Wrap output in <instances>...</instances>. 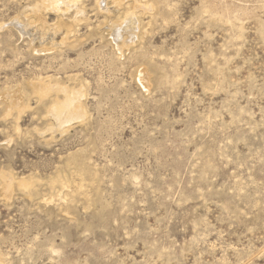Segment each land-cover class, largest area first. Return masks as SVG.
<instances>
[{
	"label": "rangeland",
	"instance_id": "rangeland-1",
	"mask_svg": "<svg viewBox=\"0 0 264 264\" xmlns=\"http://www.w3.org/2000/svg\"><path fill=\"white\" fill-rule=\"evenodd\" d=\"M111 1L0 0V264H264V0Z\"/></svg>",
	"mask_w": 264,
	"mask_h": 264
},
{
	"label": "bare ground",
	"instance_id": "bare-ground-1",
	"mask_svg": "<svg viewBox=\"0 0 264 264\" xmlns=\"http://www.w3.org/2000/svg\"><path fill=\"white\" fill-rule=\"evenodd\" d=\"M77 1L78 0H39V2H37L32 8H33V11H35L40 6H42V7H48L49 9H52L54 11H59L61 9L62 5L65 8H69V7L75 6ZM121 1L122 0H112L111 2L116 3L118 6V5H121ZM98 3H99V1H98ZM80 6H79V8H82ZM65 8H64V10H65ZM79 8L76 7V9H75L77 14L83 12V10H81ZM100 8H101V6H100ZM101 9L108 10L106 5H104L103 8H101ZM84 11H85V8H84ZM126 14L127 15H126L125 21H123L124 23L123 22L120 23L119 20H118L119 23L118 22L113 23V27L115 26V29L113 28L112 30H113V37L115 40L118 39V37L122 38V34H121L122 30H125L126 32L132 34L131 33L132 29H134V28H136V26H138L137 21H139L140 19L136 20L133 12H131L129 14L126 13ZM74 22H75V20H74ZM122 40H123L122 44H125L126 39H122ZM50 79H55V78L46 77V78L40 79V80H49L48 81L49 86L46 87V89L44 90L42 88V87H44L43 83H41L42 86L38 87V89L35 90V92L39 96L46 95L50 90H54L57 93V95L59 93L61 94V95L59 94L61 96L60 98H59V96L58 97L56 96L50 102L49 106L47 107L46 112H47V115H49L50 117H52V119H54L55 127L57 129L63 130L65 125H67L69 122H71L74 118H79L80 116H83V117L85 116V111H83V105H82V97L85 96V94H84L83 90L80 91L82 89V85L79 89H75V88H70L67 85H64L62 82H59L58 80L52 81ZM83 117H82V119H83ZM49 129H51V125L49 126ZM71 156H72L71 158H73L74 155H71ZM6 175L7 174L5 172H0L1 177H5ZM30 178L32 179L33 177L30 176L29 178H20L18 180L17 184L19 186H21L22 188H25L27 191H29L30 190L29 182L31 181ZM63 180L64 179L61 177L58 170H57V173H55L54 175H51L49 177V182L51 184L60 183L61 185H64L65 182ZM51 189L55 191V192H52L51 196L56 195L58 198H63V195H61V191L55 190L54 187H52ZM31 195H34V194H31Z\"/></svg>",
	"mask_w": 264,
	"mask_h": 264
}]
</instances>
